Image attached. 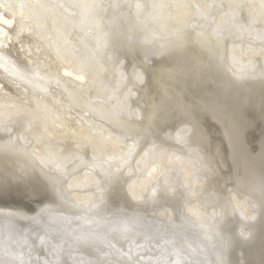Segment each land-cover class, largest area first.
<instances>
[{"label":"bare ground","instance_id":"obj_1","mask_svg":"<svg viewBox=\"0 0 264 264\" xmlns=\"http://www.w3.org/2000/svg\"><path fill=\"white\" fill-rule=\"evenodd\" d=\"M0 264H264V0H0Z\"/></svg>","mask_w":264,"mask_h":264},{"label":"snow or ice","instance_id":"obj_2","mask_svg":"<svg viewBox=\"0 0 264 264\" xmlns=\"http://www.w3.org/2000/svg\"><path fill=\"white\" fill-rule=\"evenodd\" d=\"M154 54H160V53H154Z\"/></svg>","mask_w":264,"mask_h":264}]
</instances>
